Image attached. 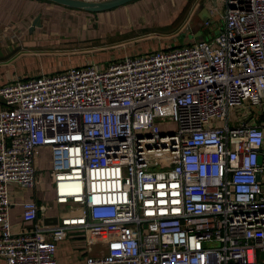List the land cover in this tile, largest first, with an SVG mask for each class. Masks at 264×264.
Returning <instances> with one entry per match:
<instances>
[{
	"label": "built area",
	"instance_id": "built-area-1",
	"mask_svg": "<svg viewBox=\"0 0 264 264\" xmlns=\"http://www.w3.org/2000/svg\"><path fill=\"white\" fill-rule=\"evenodd\" d=\"M214 1L210 41L0 87L4 264H58L74 231L107 236L87 264H264V0ZM43 148L67 212L44 225L25 202L19 232L9 187H35Z\"/></svg>",
	"mask_w": 264,
	"mask_h": 264
},
{
	"label": "crops",
	"instance_id": "crops-1",
	"mask_svg": "<svg viewBox=\"0 0 264 264\" xmlns=\"http://www.w3.org/2000/svg\"><path fill=\"white\" fill-rule=\"evenodd\" d=\"M202 1L137 0L109 11L91 13L40 0H0V87L20 78L54 75L89 64L106 68L126 57L167 50L169 34L186 26ZM205 1L213 11L209 3L215 4V1ZM82 39L80 49L69 46ZM155 39H161V43L152 46L150 42ZM4 108L0 99V110ZM42 150L49 154L48 171L51 172V153L48 149ZM36 166L38 171L40 156ZM39 185L43 186V183L36 182L30 190L16 185L9 187L15 204L11 222L16 231L32 228L22 220L25 202L36 201L39 206L51 202L57 205L54 189L50 188L52 199L46 203ZM48 213V209L45 214L40 213L39 223L54 225L55 219H59L58 214ZM95 237L83 231L70 233L58 244V264H87L89 257L105 253L107 236L99 235L96 241ZM96 246H100L98 251L94 249ZM0 264H4L1 258Z\"/></svg>",
	"mask_w": 264,
	"mask_h": 264
},
{
	"label": "rangeland",
	"instance_id": "rangeland-1",
	"mask_svg": "<svg viewBox=\"0 0 264 264\" xmlns=\"http://www.w3.org/2000/svg\"><path fill=\"white\" fill-rule=\"evenodd\" d=\"M206 4L208 3L205 0L200 2L197 5L194 15L189 18L187 25L169 34V39H167V46H169V48L187 47L194 42L210 41L220 34L221 30L224 27L225 7L222 3H220V5L218 6V11L212 13L209 6ZM209 5L213 9L216 8V5L213 2L209 3ZM208 23H210V25H208ZM82 41L84 40L82 39L80 41H77L76 43L70 44L69 46L71 48L80 49L79 44ZM150 43L152 44V46H154L155 44L159 45L161 43V39H155ZM262 109V107L255 105H246V108L242 110L240 108L233 109L230 114L231 125L237 126L244 123V120H246L248 116L260 115ZM42 151L43 150L40 149L38 152V158L39 156L41 158V167L37 171V183H43V186L39 185V187L41 188L40 194L42 195V198L46 201V203H49L52 199V192L50 188L54 189V175L52 171H48L49 154H44ZM21 189L30 190L32 188ZM46 206L49 212L48 214L54 212L55 214H58L57 216L59 218L63 217L67 212L65 211L66 209L58 205H54L53 202L46 204ZM62 211L65 212L63 213ZM94 249L95 251H98L100 249V246H96Z\"/></svg>",
	"mask_w": 264,
	"mask_h": 264
},
{
	"label": "water",
	"instance_id": "water-1",
	"mask_svg": "<svg viewBox=\"0 0 264 264\" xmlns=\"http://www.w3.org/2000/svg\"><path fill=\"white\" fill-rule=\"evenodd\" d=\"M40 1L54 3L70 9L83 10L91 13H100L115 9L117 7L124 6L126 4H129L137 0H107L101 2H91L84 0H40ZM38 20L39 19H37L35 24L38 23ZM54 222H55L53 223L54 225L57 224L58 219H55ZM260 259L264 260V253L260 254Z\"/></svg>",
	"mask_w": 264,
	"mask_h": 264
}]
</instances>
